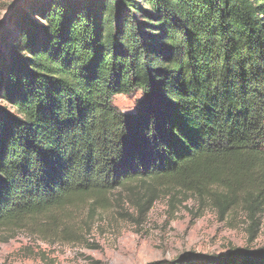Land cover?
<instances>
[{
	"label": "trees",
	"instance_id": "trees-1",
	"mask_svg": "<svg viewBox=\"0 0 264 264\" xmlns=\"http://www.w3.org/2000/svg\"><path fill=\"white\" fill-rule=\"evenodd\" d=\"M168 189L264 209V0L24 1L0 35V239L81 243L78 212L144 218Z\"/></svg>",
	"mask_w": 264,
	"mask_h": 264
},
{
	"label": "rangeland",
	"instance_id": "rangeland-1",
	"mask_svg": "<svg viewBox=\"0 0 264 264\" xmlns=\"http://www.w3.org/2000/svg\"><path fill=\"white\" fill-rule=\"evenodd\" d=\"M24 1L0 0V35ZM140 100L118 95L114 105L131 114ZM88 218L87 208L75 214L81 243H47L27 232L0 239V264H171L186 253L202 259L264 248V209L250 213L238 202L223 215L211 199L176 189L165 190L144 218L128 207Z\"/></svg>",
	"mask_w": 264,
	"mask_h": 264
}]
</instances>
